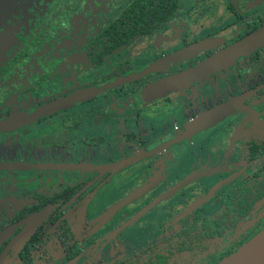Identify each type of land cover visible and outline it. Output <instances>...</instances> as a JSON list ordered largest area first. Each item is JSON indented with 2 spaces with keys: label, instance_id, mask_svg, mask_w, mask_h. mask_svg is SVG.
<instances>
[{
  "label": "flooded vegetation",
  "instance_id": "af4514ba",
  "mask_svg": "<svg viewBox=\"0 0 264 264\" xmlns=\"http://www.w3.org/2000/svg\"><path fill=\"white\" fill-rule=\"evenodd\" d=\"M258 31L264 0L0 3V264H218L255 237L264 46L212 60Z\"/></svg>",
  "mask_w": 264,
  "mask_h": 264
},
{
  "label": "water",
  "instance_id": "95a60500",
  "mask_svg": "<svg viewBox=\"0 0 264 264\" xmlns=\"http://www.w3.org/2000/svg\"><path fill=\"white\" fill-rule=\"evenodd\" d=\"M5 8L12 9L16 0H0ZM264 46V31H258L213 57L218 68L227 67L238 57L246 56ZM184 186L183 183L180 187ZM218 264H264V228L239 250Z\"/></svg>",
  "mask_w": 264,
  "mask_h": 264
},
{
  "label": "rangeland",
  "instance_id": "374dc122",
  "mask_svg": "<svg viewBox=\"0 0 264 264\" xmlns=\"http://www.w3.org/2000/svg\"><path fill=\"white\" fill-rule=\"evenodd\" d=\"M146 243H147V239L144 236H142L141 239L138 241V246H144ZM117 248H118L119 255L123 254L121 249L119 247H117ZM116 254H117V251L115 250L112 257H114V258H115V256L117 257Z\"/></svg>",
  "mask_w": 264,
  "mask_h": 264
}]
</instances>
